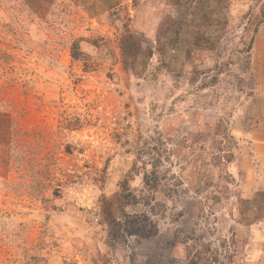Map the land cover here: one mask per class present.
<instances>
[{
    "label": "rangeland",
    "instance_id": "obj_1",
    "mask_svg": "<svg viewBox=\"0 0 264 264\" xmlns=\"http://www.w3.org/2000/svg\"><path fill=\"white\" fill-rule=\"evenodd\" d=\"M0 264H264V0H0Z\"/></svg>",
    "mask_w": 264,
    "mask_h": 264
},
{
    "label": "trees",
    "instance_id": "obj_2",
    "mask_svg": "<svg viewBox=\"0 0 264 264\" xmlns=\"http://www.w3.org/2000/svg\"><path fill=\"white\" fill-rule=\"evenodd\" d=\"M73 48H74V50H73V56L76 57L79 50L76 49L77 48L76 46H74Z\"/></svg>",
    "mask_w": 264,
    "mask_h": 264
}]
</instances>
